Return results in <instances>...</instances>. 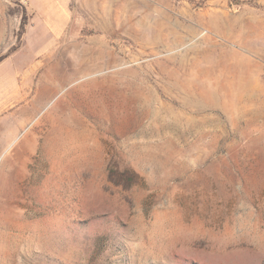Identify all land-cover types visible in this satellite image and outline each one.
I'll list each match as a JSON object with an SVG mask.
<instances>
[{
	"label": "rangeland",
	"instance_id": "1",
	"mask_svg": "<svg viewBox=\"0 0 264 264\" xmlns=\"http://www.w3.org/2000/svg\"><path fill=\"white\" fill-rule=\"evenodd\" d=\"M0 264H264V0H0Z\"/></svg>",
	"mask_w": 264,
	"mask_h": 264
},
{
	"label": "bare ground",
	"instance_id": "2",
	"mask_svg": "<svg viewBox=\"0 0 264 264\" xmlns=\"http://www.w3.org/2000/svg\"><path fill=\"white\" fill-rule=\"evenodd\" d=\"M15 131H16V130H15L14 128H12V129L10 130V133L8 134V138H9L10 135H13V133H15Z\"/></svg>",
	"mask_w": 264,
	"mask_h": 264
}]
</instances>
